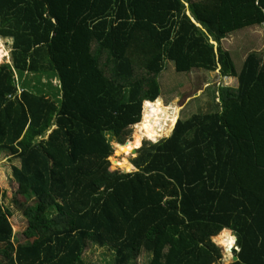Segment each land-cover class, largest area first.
I'll return each instance as SVG.
<instances>
[{
    "label": "trees",
    "instance_id": "trees-1",
    "mask_svg": "<svg viewBox=\"0 0 264 264\" xmlns=\"http://www.w3.org/2000/svg\"><path fill=\"white\" fill-rule=\"evenodd\" d=\"M263 25L264 0H0V154L19 162L12 199L0 187V264H87L93 248L116 250L112 264H219L225 229L240 246L230 264H264V51L237 68L227 46ZM169 62L231 85L144 142L137 172L110 171ZM15 214L26 228L50 217L37 243H13Z\"/></svg>",
    "mask_w": 264,
    "mask_h": 264
},
{
    "label": "rangeland",
    "instance_id": "rangeland-1",
    "mask_svg": "<svg viewBox=\"0 0 264 264\" xmlns=\"http://www.w3.org/2000/svg\"><path fill=\"white\" fill-rule=\"evenodd\" d=\"M0 42L5 48L3 57L0 59V64L10 63L12 40L0 38ZM227 42V46L229 48H232V50L235 47V54H233L235 58L234 62L237 68H241L240 61L238 58L241 53L245 51L241 58V62L244 61L245 55L248 52L247 48L249 49V51H264V25L261 28H247L241 32L232 34L231 36L227 37ZM237 45H239L238 50L236 48ZM173 69V64L169 62L167 64V68L159 78L160 84L163 87L162 95L160 96L161 98H159L155 103H153L156 104L157 102H159V104H147L141 122L130 129L131 134L128 136L127 140L129 141L127 142H129V144L131 145H134L133 148L130 150V147H118L116 144H112L113 154L109 157L110 171H121V168H123L126 171L131 172L133 166L134 172H137L138 170L133 164V160L137 156V154H132V151L134 149H140L144 142L157 143L158 141L164 138L170 137L174 129V125L178 121L177 118L186 119V116L188 114H195L197 108H204L208 98V96H206L205 94V88L209 85L212 87H218L220 85H231V83L227 79L226 82H224L225 79L220 75L219 70L215 72L194 71L190 74L181 75L176 73V71ZM15 78L17 81H19L17 74H15ZM28 81L31 86L34 85L35 77L32 75L29 76L27 78V82ZM44 81L45 79L43 80V82ZM223 82L224 84H222ZM53 83L54 87L58 85V82L55 80L53 81ZM197 84H199V88H201V90L195 93V86ZM232 85L236 86L237 81H233ZM17 88L19 93L21 94V85H17ZM191 90L192 92H190ZM200 95H202V97L199 100L191 103V100ZM157 108L159 113L162 112L161 115L158 116V118L161 119L164 113L166 118H162L163 124L161 122L158 125V128L163 125V133L159 134L157 137L158 139L155 138L156 141L154 139L153 142L152 140L141 135V133H145V130L140 129L139 127L141 123H143V121L145 120L147 113L152 112L153 109ZM154 117H157V115H155ZM49 132H47V134H49ZM138 135L140 136L141 141L136 144V136ZM7 155L0 154V187L6 193L8 200H10L12 199L14 190L17 188L15 182L12 179V168L14 166H19V162L15 158H9ZM114 164L121 168H114ZM6 205L11 206L10 208L12 210L15 209V207L10 202L6 201ZM49 218L42 214L36 215V217L34 218L33 226L31 228H26V221H24L20 215L15 214L12 219L10 218V221H12L13 225V243L15 245L27 241H30L31 243L33 242L34 244L37 243L39 237L37 236L36 228L40 225L45 224ZM223 232H225L227 234V237L230 239L231 246L232 241L230 235L233 236V233L231 234V232L226 230ZM214 240L218 246L220 245L219 247H221V253L223 254V259L219 264H230L232 262V255H234L233 250L231 252L226 251L222 244V241L219 239V236L215 237ZM233 248L235 249V251L240 252V246L238 245V236L235 238V246ZM114 254H116V250L114 249L103 250V248H93L85 252L84 259L87 264H112Z\"/></svg>",
    "mask_w": 264,
    "mask_h": 264
},
{
    "label": "bare ground",
    "instance_id": "bare-ground-1",
    "mask_svg": "<svg viewBox=\"0 0 264 264\" xmlns=\"http://www.w3.org/2000/svg\"><path fill=\"white\" fill-rule=\"evenodd\" d=\"M5 50V48L3 47V45L1 44V42H0V59L3 57V53L5 52L4 51ZM162 113V112H161ZM161 113H159L158 112V108L157 109H153V111L152 112H149V113H147V116H146V118H145V120L143 121V123H141V125H140V129H144L145 130V133L144 134H142L141 133V135L142 136H144V137H146V138H148V139H150V140H154L155 138H157L158 137V135L159 134H161V133H163V129H162V127H163V125H161L159 128H158V125H159V123H161L162 122V124H163V121H162V118H166V116L163 114L162 115V117H161V119L160 118H158V116H160L161 115ZM155 115H157V117H154ZM176 124V123H175ZM175 126V125H174ZM138 133V132H137ZM158 139V138H157ZM136 144L137 143H139L141 140H140V136L138 135V136H136ZM155 141H156V139H155ZM154 142V141H153ZM133 146L134 145H131V144H129L128 146H126V147H130V150L133 148ZM129 149V148H128ZM232 234V233H231ZM232 236V235H231ZM233 237V236H232ZM219 239L222 241V244H223V246H224V248L226 249V251L227 250H229L230 249V239L227 237V234L225 233V232H221V234L219 235ZM233 239V245H232V247H234V245H235V237H233L232 238ZM220 243V242H219ZM220 246V245H219ZM231 247V248H232ZM230 254V253H229Z\"/></svg>",
    "mask_w": 264,
    "mask_h": 264
},
{
    "label": "water",
    "instance_id": "water-1",
    "mask_svg": "<svg viewBox=\"0 0 264 264\" xmlns=\"http://www.w3.org/2000/svg\"><path fill=\"white\" fill-rule=\"evenodd\" d=\"M128 144H129V142H126V143L123 144V145H124V146H127ZM137 151H138V149H134V150L132 151V154H137ZM131 172H134V170L131 171ZM121 173H122V174H129L130 172H126V171L122 170ZM230 251H231V249H230ZM237 260H238V257H237V256H233V262H235V261H237Z\"/></svg>",
    "mask_w": 264,
    "mask_h": 264
},
{
    "label": "clouds",
    "instance_id": "clouds-1",
    "mask_svg": "<svg viewBox=\"0 0 264 264\" xmlns=\"http://www.w3.org/2000/svg\"><path fill=\"white\" fill-rule=\"evenodd\" d=\"M198 26H199V25H198ZM157 100H158V99H157ZM157 100H156V101H157ZM148 103H150V102H146V103H145V106H144L145 108H146V104H148ZM164 106H165V105H164ZM165 107H166V106H165ZM177 120H178V118H177ZM176 123H177V122H176ZM174 127H175V126H174ZM120 145H121V144H120ZM121 171H122V170H121ZM121 171H120V172H121ZM129 172H130V171H129ZM130 173H133V172H130ZM233 236H234L235 238L237 237L236 234H233ZM232 250H233V254H234L235 249H234L233 247L231 248V251H232ZM227 251L229 252L230 249L227 250ZM231 251H230V252H231ZM236 252H237V251H236ZM233 256H236V255H235V254L232 255V262H233Z\"/></svg>",
    "mask_w": 264,
    "mask_h": 264
},
{
    "label": "crops",
    "instance_id": "crops-1",
    "mask_svg": "<svg viewBox=\"0 0 264 264\" xmlns=\"http://www.w3.org/2000/svg\"><path fill=\"white\" fill-rule=\"evenodd\" d=\"M226 231H229V232H231V233H233V234H235L233 231H231V230H229V229H225ZM224 231V230H223ZM222 231V232H223ZM221 234V233H220ZM237 236V235H236Z\"/></svg>",
    "mask_w": 264,
    "mask_h": 264
}]
</instances>
